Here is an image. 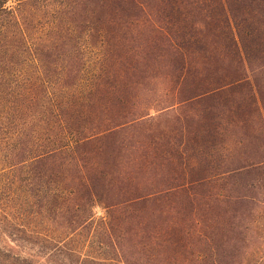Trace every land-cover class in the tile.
I'll use <instances>...</instances> for the list:
<instances>
[{
    "label": "trees",
    "instance_id": "1",
    "mask_svg": "<svg viewBox=\"0 0 264 264\" xmlns=\"http://www.w3.org/2000/svg\"><path fill=\"white\" fill-rule=\"evenodd\" d=\"M149 2L162 3L170 14L181 7V21L175 24L171 15L164 16ZM180 24H191L190 33L179 34L181 28L176 25ZM116 26L124 32L132 27L148 29L143 58L175 63L173 76L165 88L161 86L162 91L171 92L165 106L137 101L143 91H151L145 80L155 67L142 66L141 58L133 61L127 32L111 36ZM223 42L225 50L220 47ZM263 47L264 0H0L1 146L8 168L13 173L25 171L29 187L46 180L48 213L55 210L61 220L59 235L49 237L59 242L53 252H61V264L88 260L138 264L132 250L125 248L129 223L138 208L168 199L176 188L150 181L142 184L144 169L156 170L159 165L155 145L146 165L131 156L130 150L144 149L135 132L154 119L151 109L163 112L194 105L225 90L218 83L212 90L176 103L189 70L196 75L208 73L228 51L244 72L263 58ZM198 58L200 65L192 66L191 60ZM130 92L138 93L130 98L131 106ZM201 122V115L194 120L197 133H201ZM197 153L204 155L202 145ZM223 177L221 181L235 189V194L225 195L227 200L242 210L264 205V161H241L225 168ZM32 191L37 205L41 191ZM258 191L261 194L254 195ZM251 214L252 210L241 215L244 237L253 221ZM141 223L147 246L156 247L157 233L150 222ZM187 232L193 238L204 236L197 230L194 235L192 228ZM4 242L0 264H47L41 260V250L17 255ZM95 244L105 251L101 258L88 254ZM160 259L161 253L154 251L144 264H158Z\"/></svg>",
    "mask_w": 264,
    "mask_h": 264
},
{
    "label": "rangeland",
    "instance_id": "2",
    "mask_svg": "<svg viewBox=\"0 0 264 264\" xmlns=\"http://www.w3.org/2000/svg\"><path fill=\"white\" fill-rule=\"evenodd\" d=\"M149 4V7L160 9L164 16L171 15L175 24L181 21V7L173 8L170 14L169 8H165L162 3ZM178 27L181 28L179 34H189L191 31V24L176 25ZM112 30L111 36L117 38L124 32L117 26ZM149 36V30L145 28L132 27L127 32L128 48L130 45L135 54L133 61L141 58L142 66L149 64L155 67L153 74L150 72L149 78L145 80V87L151 91H143L137 101L145 105L161 102L163 107L171 92L162 91V87L165 88V82L173 76L172 65L175 63L166 59L143 58L142 52ZM219 41L221 37L218 44ZM224 44L221 43L220 47L225 50ZM141 46L143 48L140 51ZM198 47L202 48L200 44ZM224 54L227 57L210 70L207 68L208 73L196 75L190 70L186 72V80L176 103L212 90L220 84L225 90L219 96L213 94L202 102L170 111L151 109L154 119L145 121L141 130L135 132L143 142L144 149L130 150L131 156L141 158L144 163L150 162L149 151L151 145H155L156 164L159 165L156 170L150 171L145 168L146 163L143 164L145 169L140 177L142 184L150 181L176 188V192L171 193L168 199L138 208L136 218L129 223L127 230L130 234L126 236L128 243L125 248L132 250L134 258L139 259L138 264H144L146 257L154 251L156 254L161 253L158 264H264V205L261 208L249 206L242 210L241 206L225 198V195L235 194L234 187L221 181L225 168L227 170L244 160L264 161V50L263 58L251 68L244 69V72L228 51ZM191 61L192 66L200 65L199 58ZM204 67L201 64L199 69ZM241 79V82L233 83ZM136 94L127 93L129 106L130 98ZM200 115L202 128L201 133H197L194 120ZM200 145L203 146L204 155L197 153ZM10 147L13 149L12 141ZM2 148L0 141V245L3 246L4 238L9 248H13V254L24 255V252L34 248L36 252L42 251L41 260H46L47 264H61V252H53L59 248V242L49 238L59 235L61 220L55 215V210L48 213L50 208L44 199L46 180L38 183L36 188L29 187L25 171L23 174L13 173L8 168L9 163ZM8 151L11 153L9 148ZM210 181L213 184H209ZM32 190L35 194H39L36 190L41 191L37 205L31 197ZM261 192H255L254 195H260ZM96 210L103 214L100 207ZM250 210L253 221L244 237L241 215ZM143 220L150 222L151 230H155L158 235L155 249L147 246L148 238L142 230ZM190 228L194 235L197 230L198 234L204 236L193 238L187 232ZM136 232L137 237L133 236ZM169 233L171 236L167 237ZM79 242L78 239V245ZM104 253L97 244L88 252L95 258H101ZM85 264L102 263L88 260Z\"/></svg>",
    "mask_w": 264,
    "mask_h": 264
}]
</instances>
